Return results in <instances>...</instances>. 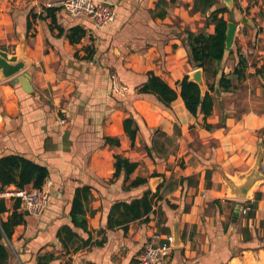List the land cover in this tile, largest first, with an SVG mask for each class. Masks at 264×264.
I'll use <instances>...</instances> for the list:
<instances>
[{
  "label": "crops",
  "instance_id": "obj_1",
  "mask_svg": "<svg viewBox=\"0 0 264 264\" xmlns=\"http://www.w3.org/2000/svg\"><path fill=\"white\" fill-rule=\"evenodd\" d=\"M57 1L0 0V48L28 57L32 85L28 92L14 77L0 74V157L32 159L47 167L45 182H52L41 214L23 203L18 208L25 223L7 241L8 264H133L148 241L161 243L173 235L175 244L161 264H264V180L251 199L230 197L226 181L249 172L264 150V106L259 105L264 81L255 73L264 65V0H215L204 11L196 8V0H104L116 4L117 16L103 27L70 15ZM49 7L57 8L55 23L47 15ZM224 7L228 10L219 16L228 23L250 16L253 24H246L248 30L237 24L215 82L202 71L207 90V81L214 85V110L205 120L187 110L177 83L201 68L192 61L188 32L206 27L213 33L208 17ZM177 21L182 37L173 24ZM72 27L85 31L77 42L68 37ZM252 52L260 59L254 65L247 58ZM239 54L248 66L244 79L233 77L234 88L247 79L257 102L247 112L232 109L227 97L234 88L224 91L219 84L221 72H232ZM148 72L176 88L170 107L140 92ZM116 79L129 86L126 94L113 91ZM127 116L138 126L134 143L125 132ZM115 155L137 162L135 171L114 176ZM260 170L264 173V155ZM138 177L146 181L132 185ZM83 186L90 188L85 228L71 215ZM15 189L10 185L4 191ZM146 191L154 195L147 216L129 222L127 230L108 227L112 204ZM257 192L262 197L255 203ZM17 199L2 198L7 211L1 218L13 212Z\"/></svg>",
  "mask_w": 264,
  "mask_h": 264
},
{
  "label": "trees",
  "instance_id": "obj_2",
  "mask_svg": "<svg viewBox=\"0 0 264 264\" xmlns=\"http://www.w3.org/2000/svg\"><path fill=\"white\" fill-rule=\"evenodd\" d=\"M215 0H196V8L202 9L211 7ZM57 8H47V15L52 17V23H55L56 17L54 11ZM228 9L226 7L215 9L208 17V23L214 24V32L210 33L206 30V27L197 32L189 31L187 36L188 46L191 51L192 61L198 66L203 68L204 74L207 77L217 76L220 72L221 64L227 57L226 52V38L228 21L224 14ZM264 16V13H263ZM85 34L84 29L81 27H72L68 32V37L71 42L79 41ZM248 61L246 57L239 54L238 63L230 73L224 71L220 74L219 84L222 90L230 91L234 88L235 77L238 80H242L246 77V68ZM261 74L264 81V65L258 68L255 72ZM179 94L182 97L185 107L193 115L203 114L204 119L212 115L214 110V96L210 93L214 90L213 83L207 81L208 90L205 95H202V89L198 82L192 80L188 75L184 76L182 80L178 81ZM140 92L150 93L156 96V98L166 107H170L171 104L177 99L178 92L176 88L171 86L160 76L153 72H148V80L139 89ZM209 129L213 128L211 124H205ZM125 132L131 138L134 143L138 126L134 121L133 116H127L124 119ZM107 141H113L114 139L106 137ZM114 142L119 143L118 140ZM138 163L129 161L121 155H115V172L114 176H119L122 170L125 173L130 174L135 171ZM49 176L47 167L26 158L21 155L11 154L0 157V191L5 190L10 185H15L17 189H24L28 185H32L34 188H40ZM145 178L138 177L132 185L144 183ZM90 194V188L88 186L79 187L76 191L72 204V222L86 227L85 217V202L88 200ZM154 195L151 191H146L142 196L134 198L130 201H118L110 207L107 216L108 227L122 226L124 230L128 229V223L147 216L152 210V200ZM262 197L260 192L255 194V203ZM22 202L20 198L14 204L13 212L3 219L0 217V264H8L9 258V246L7 241L11 239L14 229L17 225L25 223V213L18 211L21 208ZM6 206L4 201H0V214L6 212ZM72 234V232L70 231Z\"/></svg>",
  "mask_w": 264,
  "mask_h": 264
},
{
  "label": "built area",
  "instance_id": "obj_3",
  "mask_svg": "<svg viewBox=\"0 0 264 264\" xmlns=\"http://www.w3.org/2000/svg\"><path fill=\"white\" fill-rule=\"evenodd\" d=\"M56 6L63 7L72 16H85L97 27H103L115 21L117 16V6L113 2L104 0H58ZM128 86L118 79L113 84V91L117 94H126ZM64 122V120H62ZM52 182L46 181L43 186L35 189H15L11 193L0 191V201L7 194H12L20 198L25 207L33 214H41L47 203ZM248 207H244L242 212L247 213ZM172 236L165 242L148 241L144 246L139 258L133 264H161L170 254L172 249Z\"/></svg>",
  "mask_w": 264,
  "mask_h": 264
},
{
  "label": "water",
  "instance_id": "obj_4",
  "mask_svg": "<svg viewBox=\"0 0 264 264\" xmlns=\"http://www.w3.org/2000/svg\"><path fill=\"white\" fill-rule=\"evenodd\" d=\"M237 24L234 21L228 23L227 38H226V52L230 51L233 45ZM29 60L23 54H9L7 51L0 48V74L4 79L13 78L21 83L23 88L30 92L32 85L30 82V74L26 71ZM201 69H196L191 79L198 82L202 89V95L206 93V86L204 85ZM264 155V150H260L256 157L254 167L247 173L239 175L234 180L227 176L228 194L230 197L238 199H251L254 196L255 187L264 180V173L260 170V163ZM25 207V206H24ZM176 235L172 236V245L175 244Z\"/></svg>",
  "mask_w": 264,
  "mask_h": 264
},
{
  "label": "rangeland",
  "instance_id": "obj_5",
  "mask_svg": "<svg viewBox=\"0 0 264 264\" xmlns=\"http://www.w3.org/2000/svg\"><path fill=\"white\" fill-rule=\"evenodd\" d=\"M251 13H254L256 16L258 15V11H253L252 10ZM231 21L236 22L235 20H231ZM238 23H239V26H240V29L241 30H243V29L244 30H248L250 28H248L246 26V24H250V25L253 24V22L250 20V16H249V18H246V21H244V22L237 21V24ZM173 24H174V26H176L178 28V31L180 32V36L182 37L184 35V29L182 28L181 23L179 21H177V22H175ZM237 29H238V26H237ZM237 29H236V31H237ZM240 36H237V38L235 40L236 41V46L243 44L242 43V38ZM241 47H242V45L240 46V48ZM235 51L236 50L234 49V54H236ZM262 56H264V55H262ZM257 57H259V53L258 54H255V52L249 53L247 55V58H248L250 64H252V65H254L257 62H259L260 59L257 58ZM262 58L264 59V57H262ZM230 60H231V55L227 58V61L225 60V63L227 62L226 65H228V63H229ZM200 69H201V71H203L202 68H200ZM195 70H193L192 73L190 74L191 77H192V74H193V72ZM208 80H210L212 82H215V77H209ZM120 82H121V80H120ZM235 85L236 86H235L234 90L230 93L232 95H228V97H227V102H229V104L233 105V108L232 109H234V110H236L238 112H247L248 110H250V108L252 106H254L255 104H257V102L255 100H253V98L251 96V93H250V90H249L250 87L247 84V79L246 80H243V81H238ZM128 89H129V86H128ZM128 94H130V92ZM220 102H221V104L219 106H220V109H221V105L223 106L225 101L223 99H221ZM259 105H261V106L263 105L264 106V102H262V101L259 102ZM217 106H218V104H217ZM12 191H8V193H11ZM8 196L9 197H14L12 194H7V197ZM12 203H13V200L12 201H8V205H12ZM247 212H248V210H247Z\"/></svg>",
  "mask_w": 264,
  "mask_h": 264
}]
</instances>
